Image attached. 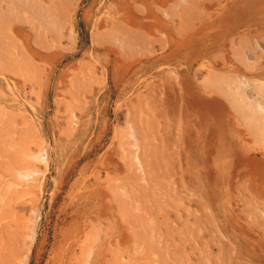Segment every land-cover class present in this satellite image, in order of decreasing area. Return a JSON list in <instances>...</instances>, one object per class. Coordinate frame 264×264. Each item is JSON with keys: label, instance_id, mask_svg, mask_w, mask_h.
<instances>
[{"label": "rangeland", "instance_id": "rangeland-1", "mask_svg": "<svg viewBox=\"0 0 264 264\" xmlns=\"http://www.w3.org/2000/svg\"><path fill=\"white\" fill-rule=\"evenodd\" d=\"M61 1L72 10L73 31L70 34L69 27L64 26L60 44L52 47L61 54V58L50 81L46 85L43 79L44 70L50 67L45 61L37 68L36 78L27 77L23 83L19 77L9 75V81L0 83V187H3L0 188V211L8 210L9 225H12L15 220L19 222L30 217L32 208L40 210L36 244L29 264H45L48 257L58 255L57 246L64 244L65 236L74 226H69L68 218L62 222L64 213L80 198L79 195L91 191L89 186L103 192L106 212L102 218L91 217L81 223L83 231L78 243L85 248H95L105 235L107 264H136L140 245L147 251V264H264V200H256L242 189L240 196L248 200L250 206L237 209L235 202L238 197L233 189L222 190L221 194L210 192L211 197H206L213 211H209L198 201V194L206 191L201 183L203 177L207 173L214 176L219 169L229 171L231 165L224 168L219 159H213L218 151L214 145L209 147V151L195 147L191 153L183 142L184 107L175 76H180L183 84L189 83L187 69L191 59L184 47L177 54L170 55L169 44L184 43L189 31L198 30L206 17L195 5V9L189 11L183 0H175L176 5L170 0ZM126 10L133 16L137 37L129 42V46L120 47V65L126 68L117 69L120 72L113 76L114 69L110 64L104 79L96 69L95 80L90 86L96 87L97 91L90 100L88 112H81L82 103L77 97L71 98L66 81L73 76V70L78 71L79 65L90 61L91 53L104 55L101 48L106 46L116 50L120 41L118 36L129 29ZM114 37L117 38L115 42ZM195 58L199 60L198 54ZM101 59L102 56L96 57L97 61ZM131 64L132 67L129 66ZM198 65L199 61L194 62L190 72L194 86L202 77ZM170 90L177 100L171 109L162 111L160 105L165 100L164 93L170 95ZM73 113L83 126L82 130L78 128L71 135L69 128L73 124ZM136 118L141 119L147 128L151 142L149 157L152 165L149 170L152 171L145 178L139 173H130L119 156L118 143L130 125H135ZM16 119H24L26 126L17 127ZM198 130L195 128L194 136L200 138ZM262 143V138L255 136L250 145L258 150ZM23 144L29 152H37L39 146L47 151L48 166L38 160L31 163L42 172L37 175L43 181L41 194L37 179L28 186L13 173L12 168ZM182 183L187 184L188 189H184ZM10 184L15 187H10ZM86 184L89 186L83 187ZM90 197L93 198L92 195ZM234 208L235 213L244 219L243 223H238L242 224L241 232L232 220ZM92 214L95 216L94 212ZM208 216L218 221L229 238L227 243L231 242V247L241 254V259L235 262L231 250H219L221 241L214 234L212 222L206 220ZM123 231L127 238L124 241ZM20 243L19 239L14 240L17 251ZM37 244H42L43 249V257L38 263L35 259Z\"/></svg>", "mask_w": 264, "mask_h": 264}, {"label": "bare ground", "instance_id": "bare-ground-1", "mask_svg": "<svg viewBox=\"0 0 264 264\" xmlns=\"http://www.w3.org/2000/svg\"><path fill=\"white\" fill-rule=\"evenodd\" d=\"M170 1L176 5L175 0ZM182 2H185L189 11H192L196 7L206 17L199 25L198 30L189 31L184 43L170 42L169 44L170 55L177 54L184 47L189 51V58L191 59L187 69L190 79L188 80L189 83L183 84L180 79L181 77L175 76L178 80L177 88L182 95L180 97H182L184 107L183 142L187 151L191 153L195 147L204 148L205 151H209V147L214 145L218 151L213 156V159H219L221 161L220 164L225 166L224 168H228L227 164L231 165L229 171L227 169L224 172L223 169L221 171L219 169L215 172L214 176L207 173L203 177V182L201 183L206 191L198 194V201L205 208H208L209 211H213L212 206H209L207 203V197H211L209 193L221 194L222 190L228 191L233 189L238 197L235 207L238 209L250 206L248 200H243L240 196L242 189L249 196L256 198V200H264V0H183ZM65 6L66 2H62L61 0H0V83L1 81H9V75L19 77L23 83L27 77H30V79L36 78L35 72L37 68L43 65L41 64L42 62L48 61L50 67L45 69L43 74V79L47 85V82L50 81L54 73V68L61 58V54L52 49V47L57 46L58 43L60 44L64 26L67 25L69 27L70 34L73 31L70 19L72 10L70 7L68 8L67 6L66 8ZM211 16L213 18H210ZM125 17H129L128 22H126L129 24V29L122 31L121 36H118L120 41L117 43L116 50L115 48L106 46L101 48V50L104 49V55L91 53L90 61L79 65L78 71L73 70L74 77L72 76L66 81V86L68 85L67 92L71 98L76 99L77 97L79 102L82 103L81 112L83 110L87 111L90 108V100L97 91L96 87L90 86L93 80H95L96 69L100 70L101 78L104 79V76L107 74L108 65L111 64L114 69L112 71L113 76H117L120 72L117 69L126 68L120 65V47L126 44L129 46V42L136 40L137 37L134 19L128 10L125 11ZM24 25H27V27ZM116 37H114L115 40L113 39L114 42L117 39ZM197 54L199 60L195 58ZM98 56H102L100 61L96 60ZM196 61H199L198 72L202 77L200 78V83H196L197 85L194 86L190 72L193 63ZM132 65L129 66L132 67ZM170 91L172 95L164 93L165 100L160 105L162 111L171 109L177 100V96L174 95L175 93L172 90ZM93 113L95 114V112ZM69 117L71 116L69 115ZM73 117V124L69 128L71 135H74L78 131V128L82 130L81 126H83L77 115ZM17 121V123L15 122L17 127L24 128L26 126L24 119ZM195 128H199L197 133L198 135L200 134V138L194 136ZM255 136H260L263 142L261 148L258 150L250 145ZM163 142L167 143V140L163 139ZM198 143H200V146ZM150 146L149 132L141 119L136 118L135 125H130L127 134L118 143L120 159L123 165L128 167L130 173H139L142 178L150 175L149 172L152 171L149 170V167L152 165V159L149 157ZM160 158H163L162 155ZM34 160H38V162L40 161L45 166H48L46 149L39 146L37 152H29L23 144L15 161L16 165L13 166L12 170L14 175L28 186H30V183L34 184L37 179L38 190L41 194L43 191V181L37 175L42 174V172L31 166ZM109 163L111 166L114 165L111 161ZM210 179L212 180L210 181ZM183 184L182 187L188 189L187 184L185 183L186 186ZM87 186L89 185L86 184L83 187ZM10 187L14 188L15 185L12 184ZM89 189L91 190L90 192H84V194L79 195L80 198L76 202L73 200L74 205L67 207L68 211H65L62 222H66L68 218L69 226L74 225L73 229L68 231L69 233L65 236L64 244L57 246L59 247L56 253L58 255L48 257L47 260L45 259V264H107L105 258L106 250L104 248L105 235L101 239L99 246L95 248L93 246L85 248L83 244L78 243L80 233L83 231L82 226L85 223L84 221L91 217L102 218L106 212L103 192L98 188H90V186ZM5 193L7 194V192ZM37 209L32 208V214L25 220H19V222L12 220L14 222L12 225H9L8 210H5V212L0 211V264L30 263L32 248L36 244L38 216H40V210L38 211ZM229 211L231 213V210ZM92 212H94L95 216H93ZM206 220L212 222L211 226H213L214 234L221 241L218 244L219 250H231L234 254L235 262L241 259V254L231 247V242L227 243L229 238L222 230L218 221L216 222L212 216H208ZM232 220L237 225L236 229L241 232L242 224L239 225L238 223H243L244 219L241 214L235 213V208ZM10 228L12 230L9 232ZM122 235L123 241L127 239L124 231ZM18 239L21 243L17 251L14 240ZM42 244H37V247H35V259L37 263L42 256ZM57 247L55 248L56 250ZM76 249H78L77 252ZM137 249L138 261L136 264H147L145 262L147 259L145 247L140 245ZM235 264L248 263L236 262Z\"/></svg>", "mask_w": 264, "mask_h": 264}]
</instances>
